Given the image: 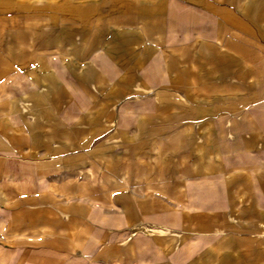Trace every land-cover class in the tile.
I'll list each match as a JSON object with an SVG mask.
<instances>
[{
	"label": "crops",
	"instance_id": "1",
	"mask_svg": "<svg viewBox=\"0 0 264 264\" xmlns=\"http://www.w3.org/2000/svg\"><path fill=\"white\" fill-rule=\"evenodd\" d=\"M0 264H264V0H0Z\"/></svg>",
	"mask_w": 264,
	"mask_h": 264
}]
</instances>
